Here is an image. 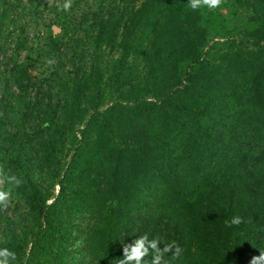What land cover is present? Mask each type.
I'll list each match as a JSON object with an SVG mask.
<instances>
[{
	"label": "trees",
	"instance_id": "trees-1",
	"mask_svg": "<svg viewBox=\"0 0 264 264\" xmlns=\"http://www.w3.org/2000/svg\"><path fill=\"white\" fill-rule=\"evenodd\" d=\"M188 2L59 8L72 65L51 77L63 99L45 96L50 78L38 82L28 64L5 70L0 102L13 112L0 119V163L23 179L11 200L25 206L0 212V248L16 253L14 264H72L81 219L93 264H118L123 245L145 233L184 249L175 264H251L264 253V0L195 11ZM10 4L0 0V32L14 25L20 53L26 28L7 15ZM231 8L249 12L236 34ZM45 41L38 50L61 54L53 32ZM85 48L120 56L63 77ZM132 57L144 64L133 78ZM109 88L119 97L107 105ZM35 89L44 115H22ZM236 215L244 222L226 227Z\"/></svg>",
	"mask_w": 264,
	"mask_h": 264
},
{
	"label": "rangeland",
	"instance_id": "rangeland-1",
	"mask_svg": "<svg viewBox=\"0 0 264 264\" xmlns=\"http://www.w3.org/2000/svg\"><path fill=\"white\" fill-rule=\"evenodd\" d=\"M61 1H58V3H54L51 0H33V2H29V0H11V4L8 8V16L10 18L18 19L19 22L26 28L25 29V37L22 40L23 44L27 45V49L17 53L16 52V43L18 41L17 33L19 31L14 30V25H10L6 28H3V32H0V98L3 93V89L1 88V85L3 83L4 78V72L5 70H11L13 65L16 61H18L21 64H28L30 74H33L38 79V82H41L42 80L46 78H50L48 82L42 83V87L45 88L46 94L45 96L53 98V100H59L63 99L64 97V91L62 90V85L58 83L56 78L54 76L51 77V74L53 71L60 70V68L65 65L66 63L72 65L70 62V55L67 57L65 53L67 45L66 40H64V31L63 28L60 26V22L64 21L62 18V12L59 10L58 5H61ZM225 8V7H221ZM234 8V7H233ZM225 9V12H231V18L228 22V28L233 33H238L241 28H243L246 25L249 12L242 10V9ZM7 22L10 23V19H7ZM8 28V29H7ZM53 32V36L56 39H61L60 43H63L62 48L63 51L58 56L55 55H49L45 52H41L38 50L40 46L45 44V39L47 40V37ZM219 39H216L218 41ZM224 39H220V41H224ZM215 41L210 42L209 46L206 50V56L211 59V54L213 53L212 46ZM85 54L84 56H77L74 59V63L76 67H69L64 71H62V76L69 75L68 72L71 71L72 76L77 75L79 70L82 69H88L91 70V64L94 59L100 58L101 60H104L105 63H110L112 60H118L120 54L115 52L111 53L109 50L104 49L102 54H97L96 56L91 50H87L85 48L84 50ZM52 56V57H51ZM49 61H52V63H49ZM129 73L131 77H135L136 74H140L144 69V64L134 57L128 58L126 62ZM69 70V71H68ZM2 91V92H1ZM36 89L33 91V95L26 98L27 103H29V108H27L26 111H24L26 108V104L24 103L23 109H21V114L23 115L28 114L30 117H38L39 115H44V110L40 109L41 106L39 104H36V102H40L42 99V95L36 94ZM50 91V92H48ZM108 99L106 104L110 105L113 100H118V93L116 92V89L110 88L108 89ZM37 107V108H36ZM105 106L104 108H106ZM13 112L12 106H8L7 108L3 107L0 102V119L5 118V120L8 119L9 116H11V113ZM48 113V112H47ZM50 114H53L51 111ZM35 124V123H33ZM67 152V149L64 151ZM47 186H50V183H47ZM60 185H56L53 192L54 195L57 196V194L60 191ZM51 203V201L49 202ZM25 206L19 205L16 201L11 200V204L9 209L14 212H24ZM75 224L78 225V229L75 230V236L77 240L75 242L76 246L74 247L77 252L76 259L72 262V264H93L92 263V256L87 251V246L83 242V228H86L88 226V221L86 220H78ZM71 264V263H70Z\"/></svg>",
	"mask_w": 264,
	"mask_h": 264
},
{
	"label": "clouds",
	"instance_id": "clouds-1",
	"mask_svg": "<svg viewBox=\"0 0 264 264\" xmlns=\"http://www.w3.org/2000/svg\"><path fill=\"white\" fill-rule=\"evenodd\" d=\"M188 3L194 11L204 8L214 10L221 8L223 0H189ZM71 6L72 0H64L63 5H58V8L68 11ZM22 184L23 179L20 176L9 174L5 163H0V212H6L9 209L15 189L21 187ZM243 222V218L236 215L230 221H225V226H239ZM183 252L184 249L176 241L167 243L161 248L158 239H149L148 234L145 233L133 239L131 243L123 245V256L119 259L118 264H175ZM149 256L150 259H145ZM15 261L16 253L13 250L7 247L0 248V264H14ZM251 264H264V253L254 256Z\"/></svg>",
	"mask_w": 264,
	"mask_h": 264
}]
</instances>
